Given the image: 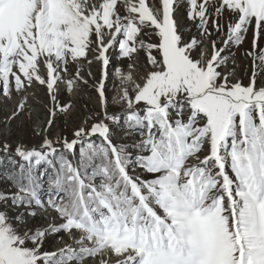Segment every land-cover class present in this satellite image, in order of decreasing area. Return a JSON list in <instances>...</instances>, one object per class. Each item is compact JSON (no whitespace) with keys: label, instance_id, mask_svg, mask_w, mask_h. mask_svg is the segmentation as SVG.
Here are the masks:
<instances>
[{"label":"snow or ice","instance_id":"1","mask_svg":"<svg viewBox=\"0 0 264 264\" xmlns=\"http://www.w3.org/2000/svg\"><path fill=\"white\" fill-rule=\"evenodd\" d=\"M215 2L189 0V18H198L205 35H210L209 6ZM176 3L161 0L162 16H157L146 0H0L5 95L12 87L20 91L38 82L55 101L58 69L67 71L69 61L87 58L93 44L103 65L109 63L105 53L118 43L122 58L146 51L152 68L143 84L117 71L123 82L134 84L135 95L125 87L120 99L130 110L129 134L145 137L132 147L147 155L133 158L126 146L113 145L102 122L90 133L83 128L75 133L103 138L81 147L77 165L63 156L55 161L57 150L49 140L43 145L47 152L16 149L27 167L21 165L18 192H0V202L10 199L36 216L33 206L45 208L38 195L43 178L36 170L46 165L53 170L48 205L63 222L33 232L22 228L23 213L11 222L0 211V264H85L97 258L98 264H110L113 256L115 264H264V88H256L264 52L254 56L247 87L230 84L219 70L228 61L221 53L229 44L240 46L250 29L256 48L264 35V0H220L216 16L227 11L235 23L228 24L225 48L213 42V54L203 63L193 58L198 41L185 44L178 34ZM214 27L223 30L218 21ZM146 28L154 30L158 43L138 39ZM67 83L71 91L76 82ZM97 91L106 104L103 80ZM105 118L115 119L107 113ZM78 143L66 141L65 147L73 150ZM133 160L152 178L130 175ZM61 231L78 249L41 252L46 236Z\"/></svg>","mask_w":264,"mask_h":264},{"label":"rangeland","instance_id":"2","mask_svg":"<svg viewBox=\"0 0 264 264\" xmlns=\"http://www.w3.org/2000/svg\"><path fill=\"white\" fill-rule=\"evenodd\" d=\"M91 2L99 3L100 0H91ZM132 2H136V0H132ZM146 2L157 16H162L161 0H146ZM199 2H203V0H199ZM219 3L220 0H216L214 4L209 6L208 31L210 35H205L198 27V18L196 20L189 18V0H178V3L174 4L173 18L177 22L178 34L185 44L193 39L198 41V47L193 51V58L201 60L202 63L211 58L213 42H215L218 49L225 48L224 40L227 38L228 24L235 23V17L227 11L219 18L216 16V8ZM118 10L122 16L127 15L122 5H118ZM215 21H218L221 25L222 32L216 31ZM109 38L106 35L105 42ZM124 38L123 36L118 37V39ZM138 39L144 40L146 43H158V37L154 34L153 29H144ZM253 39L254 33L250 29L240 46L229 44L225 51L221 53L222 56L228 58V61L227 66L219 70L228 75L230 84L241 83L245 87L250 85L254 56L264 52V35L257 39L255 49L253 48ZM250 52L254 55H248ZM97 55V46L93 44L88 51L87 58H80L75 62L69 61L67 71L58 69L61 79L52 93L55 96V101L50 96L46 85H40L38 82H33L31 86L20 91L12 87L10 96L3 94V90L0 88V154L12 156L18 167L20 165H26L27 167V162L17 155L16 149L19 147L25 151L47 152L48 149L43 145L45 140H49L57 150L54 157L55 161L63 156L74 165H77L74 149L68 150L65 147V142H72L77 139L81 141L84 138H89V135L78 138L75 133L81 128L90 133L94 124L102 122L109 128L108 136L113 145L126 146L127 150L132 153L133 158L137 155H147V153H141L132 147L134 143H138L145 137L129 134L127 115L130 114V110L127 108L126 103L120 99L122 89L125 87L130 95H135L134 84L123 82L121 76L117 75V71L122 76L130 74L135 83L143 84L144 77L152 70L151 65L148 63L147 53L140 50L132 59L122 58L117 43L105 53L109 61L107 65H103L100 60L96 59ZM256 63L259 64V60H256ZM257 71L256 88H264V71ZM40 74L45 79L47 78L45 68L42 67ZM70 80L76 82L71 91H69L67 83ZM102 80L104 82L106 104H102L97 91ZM21 104L24 105L22 110L20 109ZM63 108L68 110L62 111ZM105 113L115 119H106ZM172 116L173 119L176 118L175 111L172 112ZM186 118L187 113H185ZM49 121H51L50 126ZM100 140L103 142L102 137H100ZM5 145H7L6 151L4 150ZM204 155H207V150L201 153V156ZM190 163H195V161H190ZM46 170H48L46 165H42L36 170L37 174L43 178L44 190L39 194V197L45 205L43 209L33 206L31 210L37 212L36 216H29V208L16 206L10 199L0 202V211L5 212L10 217L11 222H15V217L23 213V219L26 223L22 225V228L33 232L63 222L48 205L51 192L47 180L52 176L53 170L49 169V172H45ZM129 174L140 176L142 179L152 178L143 169L136 167L134 160L129 166ZM96 183H101V180L98 178ZM0 192L11 196L17 193V190L9 182L0 180ZM75 236L78 239L79 233H75ZM67 246H71L73 249L79 247L74 243L72 236L61 231L46 236L41 252H59L60 249ZM116 259L113 256L110 264H115ZM73 264H76V262H73ZM85 264H98V258L95 261L88 260Z\"/></svg>","mask_w":264,"mask_h":264},{"label":"trees","instance_id":"3","mask_svg":"<svg viewBox=\"0 0 264 264\" xmlns=\"http://www.w3.org/2000/svg\"><path fill=\"white\" fill-rule=\"evenodd\" d=\"M92 142L94 144H100L102 142L100 138L96 135H89V138H84L81 140V143L76 144L74 147L75 158L77 160V164L80 159V149L87 145V143ZM98 162V161H97ZM26 167V165H24ZM45 169V166H44ZM37 172V171H36ZM45 172H49V169ZM21 175V165L18 167L16 161H14L13 157L8 154H0V180L7 181L15 188L18 192V188L16 187V181ZM38 175V174H37ZM53 175V171H52ZM39 176V175H38ZM52 177V176H51ZM49 177V179L51 178ZM26 183L25 181H22ZM43 184L41 183V188L38 192V195L43 191Z\"/></svg>","mask_w":264,"mask_h":264}]
</instances>
